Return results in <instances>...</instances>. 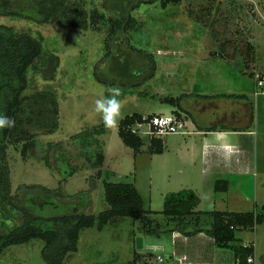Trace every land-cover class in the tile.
Segmentation results:
<instances>
[{"label":"rangeland","instance_id":"obj_1","mask_svg":"<svg viewBox=\"0 0 264 264\" xmlns=\"http://www.w3.org/2000/svg\"><path fill=\"white\" fill-rule=\"evenodd\" d=\"M8 1L9 8L28 12L37 9V0ZM141 1L85 0L83 7L88 14L97 10L121 18L131 11L135 17L138 28L117 33L109 48L106 27L95 30L88 25L82 29L0 16L1 24L43 37L44 54L28 72L25 94L50 90L56 94L59 105L58 128L52 133L38 132L36 146L26 155L21 154L22 143H7L10 191L8 199L0 200V232L21 224V208L43 216L98 215L108 208L103 180L136 184L145 209L153 212L152 227L159 226L158 233H146L141 218L125 217L113 219L102 229L96 224L86 227L80 231L77 251L70 253L64 264L126 263L134 256L139 264H151V258L147 261L149 256L140 257V253L160 254L165 261L170 260L171 223L162 213L164 196L169 192L193 189L201 200L196 210L247 211L254 205L251 199L235 201L231 194L213 195L207 185L201 189L192 176L177 172L183 166L174 163L175 154L167 148L162 153L151 152L147 139L135 152L118 135L119 123L116 127H105V133L100 136L104 143L100 177L86 156L88 150L83 151L74 139V134L102 123L100 114L94 110L95 100L107 96L112 87L99 83L96 74L139 81L148 72V56L153 58L154 76L138 86L135 94L120 100L123 118L133 112L147 116L175 111L176 106L162 99L197 92L192 86L201 76L210 77V85L203 88L216 93L218 78L239 76V67L243 70L248 67L244 64L250 58H258L256 71L264 73V0H181L178 4L165 5L163 0H145L146 3L132 10ZM3 2L0 0V7ZM251 32L256 34L252 40ZM248 44L253 50L248 49ZM177 136L162 137L163 144L167 138ZM34 184L49 191L30 187ZM261 205L259 200L258 206ZM203 226L208 228L207 224ZM236 236L242 243L255 242V262L264 264V222L254 230H237ZM137 237L142 238L141 248L136 246ZM43 244L42 240L32 239L11 245L0 254V264H46L40 253ZM152 244L162 248L149 249ZM165 261L163 264H167Z\"/></svg>","mask_w":264,"mask_h":264},{"label":"trees","instance_id":"obj_2","mask_svg":"<svg viewBox=\"0 0 264 264\" xmlns=\"http://www.w3.org/2000/svg\"><path fill=\"white\" fill-rule=\"evenodd\" d=\"M156 0H149L155 2ZM85 0H37V9L33 12L21 11L9 8L8 0H4L0 7V16L25 18L36 23L68 24L72 27L86 28L88 25L100 30L103 27L109 29L106 46H111L117 33H126L138 28L133 14L128 12L121 18H114L105 12L91 10L88 14L83 7ZM143 0L138 2L132 10L136 9ZM178 4L181 0H163L166 3ZM89 15V20H87ZM43 37H34L30 33L19 32L14 27L0 23V114L13 118L15 126L11 129L0 130V200L9 198L10 176L6 161V146L8 142L22 143L21 154L26 155L36 146L38 132L52 133L59 125V105L57 96L50 90L34 91L25 94L29 86L28 72L36 67L38 60L44 54ZM251 51L253 46L248 44ZM146 54V53H144ZM147 55V54H146ZM149 57L147 74L139 81L116 80L96 74L99 83L107 87H119L123 99L127 95H133L136 88L144 81L152 78L156 70V64ZM241 69V68H240ZM110 93L107 92L108 96ZM165 103L176 106L175 114L180 115L181 96L165 97ZM155 114L144 116L139 112L126 114L118 125V135L123 143L135 152H138L145 142L131 131L136 122H143ZM145 118V119H144ZM105 133L103 123L91 129L82 130L74 134V139L80 148L88 150L87 158L91 161V167L97 169V175L102 174L104 163L103 145L100 136ZM149 150L160 153L163 151L162 138L147 139ZM49 146H52L50 144ZM104 201L108 208L98 215L94 214H64L43 216L34 215L27 209L21 208L23 219L21 224L14 226L5 232H0V254L9 246L24 244L32 239L44 242L41 248V257L46 264H64L65 258L77 251L80 231L96 224L98 229L115 218H141L145 231L157 233L159 226L152 227L154 220L150 216L153 213L145 209L143 197L133 183L110 182L103 180ZM32 188H41L49 191L44 186L34 184ZM216 191L226 190V180H216ZM200 199L191 189H181L169 192L164 196L162 213L167 222H175L176 229L185 235H193L199 231H205L214 239L219 247H231L234 256V264H245L249 256H253V245H246L238 241L237 230L251 229L264 222V204L256 205L249 211H200L196 210ZM208 222V228H202L203 223ZM150 257L147 261H149ZM102 264V263H101ZM113 264H139L137 256L126 263Z\"/></svg>","mask_w":264,"mask_h":264},{"label":"crops","instance_id":"obj_3","mask_svg":"<svg viewBox=\"0 0 264 264\" xmlns=\"http://www.w3.org/2000/svg\"><path fill=\"white\" fill-rule=\"evenodd\" d=\"M250 35L252 36L250 40L256 36L254 32ZM248 64H244L248 66L247 69L239 67V76L218 78L216 93L207 92V89L203 88L210 85L208 76L195 79L192 87L196 88L197 92L195 90L194 93H181L182 109L179 111L188 116V133L169 134L179 136L169 140L167 138L163 144V151L167 148L175 154L174 163L183 166L177 172L192 176L194 182H199L201 189L207 185L210 188L209 193L213 192V195L221 192L224 196L231 194L235 201L251 199L254 208L259 205V200L262 205L264 204V198L261 197L264 194V94L258 93L256 87L255 76L260 72L256 71L259 68L258 58H250ZM236 65L238 67V63ZM252 72H255L254 75ZM216 180H226L227 189L216 191L214 189ZM134 185L139 191V187ZM204 224L209 226L208 222ZM175 225V222L171 223L169 230L173 252L170 260L164 259L167 264L235 263L231 247L217 246L214 239L204 230L193 235H185L178 231ZM237 239L241 242L240 238ZM252 245L253 258L256 261L255 242ZM150 248L157 250L162 247L152 244L149 245ZM142 255L149 256L152 261L160 254H139L140 257Z\"/></svg>","mask_w":264,"mask_h":264},{"label":"built area","instance_id":"obj_4","mask_svg":"<svg viewBox=\"0 0 264 264\" xmlns=\"http://www.w3.org/2000/svg\"><path fill=\"white\" fill-rule=\"evenodd\" d=\"M255 80L258 93L264 94V73L256 74ZM131 131L145 139L162 138L169 134H187V119L185 115H177L174 112L167 115L155 114L143 122H136L131 127ZM246 245L249 246L251 243ZM163 262L164 258L157 255L151 264H162ZM245 264H256L253 256L247 257Z\"/></svg>","mask_w":264,"mask_h":264},{"label":"clouds","instance_id":"obj_5","mask_svg":"<svg viewBox=\"0 0 264 264\" xmlns=\"http://www.w3.org/2000/svg\"><path fill=\"white\" fill-rule=\"evenodd\" d=\"M122 95L119 87L110 89L108 96H101L95 100V112L100 114L103 125L106 128L116 127L119 119L122 118L121 102L118 99ZM15 126V120L3 114H0V130L11 129Z\"/></svg>","mask_w":264,"mask_h":264},{"label":"water","instance_id":"obj_6","mask_svg":"<svg viewBox=\"0 0 264 264\" xmlns=\"http://www.w3.org/2000/svg\"><path fill=\"white\" fill-rule=\"evenodd\" d=\"M136 246H137V248L142 247V238L141 237L136 238Z\"/></svg>","mask_w":264,"mask_h":264}]
</instances>
